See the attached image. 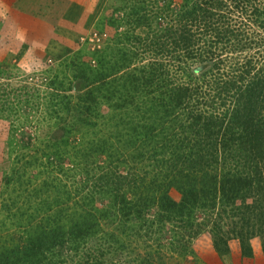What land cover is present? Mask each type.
Returning <instances> with one entry per match:
<instances>
[{"label":"trees","instance_id":"obj_1","mask_svg":"<svg viewBox=\"0 0 264 264\" xmlns=\"http://www.w3.org/2000/svg\"><path fill=\"white\" fill-rule=\"evenodd\" d=\"M209 1L199 15L196 6L186 11L185 1L175 9L167 1L138 20L135 27L153 36L150 42L131 37L138 47L123 60L149 53V67L109 81L115 70L109 61L70 65L86 89L64 127L79 136L64 155L73 166L68 170L93 165L99 173L89 193L100 195V207L93 194L80 201L84 187L66 183L41 204L47 180L23 200L17 195L2 204L0 264H106L114 245L129 254L120 264H182L193 255L189 240L204 226L218 255L237 240L250 257L255 237L264 250V0ZM230 11L240 17L232 20ZM103 105L108 111L101 113ZM5 183L11 195L23 191ZM98 235L105 245L94 247L104 251L86 249ZM129 241L142 248L136 257L120 247Z\"/></svg>","mask_w":264,"mask_h":264},{"label":"rangeland","instance_id":"obj_2","mask_svg":"<svg viewBox=\"0 0 264 264\" xmlns=\"http://www.w3.org/2000/svg\"><path fill=\"white\" fill-rule=\"evenodd\" d=\"M167 1L174 9L182 1H185L186 11L196 6V15L210 5L209 0H0V220L5 213L3 203L10 205L11 199L18 200L17 195L23 200L27 190L41 188L46 180L48 184L41 191V204H45L47 195H55V186L66 183L72 189L84 187L86 191L82 194L85 196L80 201L90 202L93 194V204L100 207V195L89 193L95 189L91 187L99 173L91 170L93 165L68 170L72 165L67 162L68 155H64L79 137L69 135L64 127L70 126L75 111L73 105L86 89V83L73 77L76 73L72 64L79 67L87 61L91 67H98L97 61H109L108 65L113 64L115 69L108 76L109 81L134 68L149 67L152 63L149 53L143 52L126 62L123 58H130L131 46L138 47L130 42L131 37L133 40L139 38V42L143 39L150 42L152 31L147 27L136 28L135 24L165 8ZM227 14L232 20L240 17L233 11ZM242 17L247 16L243 14ZM161 21L164 26L165 21ZM155 22H152L154 26ZM122 52L127 55L124 53V57ZM198 69L196 66L195 71ZM107 111L104 105L100 107L101 113ZM82 145L88 149L85 142ZM93 158L90 157V161ZM103 161L104 157H100L97 163ZM116 167L119 173H125V166L117 164ZM9 179L17 191L23 190L20 194H10V185L5 183ZM169 194L179 199L175 190L171 189ZM21 206L24 207L17 201L16 208L21 210ZM197 216L199 222L204 220L200 210ZM109 226L108 222L104 229L110 231ZM199 229L188 244L193 255L182 264H264L259 237L249 241L250 257L241 254L237 240L229 241L228 254L218 255L209 226ZM169 236V232L164 235ZM99 237L98 243L95 239L86 249L104 251L94 247L99 243L101 247L105 245ZM120 245L132 251V257L142 250L134 249L140 245L136 241ZM116 247L114 245V254L105 256L106 264H120L126 254L129 257L127 251L119 252ZM169 264L177 263L171 259Z\"/></svg>","mask_w":264,"mask_h":264},{"label":"crops","instance_id":"obj_3","mask_svg":"<svg viewBox=\"0 0 264 264\" xmlns=\"http://www.w3.org/2000/svg\"><path fill=\"white\" fill-rule=\"evenodd\" d=\"M9 1H11V0H9Z\"/></svg>","mask_w":264,"mask_h":264}]
</instances>
